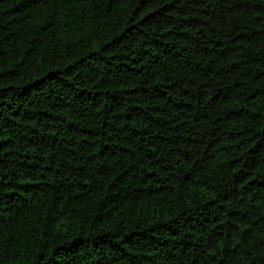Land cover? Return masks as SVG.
Listing matches in <instances>:
<instances>
[{
    "label": "trees",
    "instance_id": "obj_1",
    "mask_svg": "<svg viewBox=\"0 0 264 264\" xmlns=\"http://www.w3.org/2000/svg\"><path fill=\"white\" fill-rule=\"evenodd\" d=\"M0 264H264V0H0Z\"/></svg>",
    "mask_w": 264,
    "mask_h": 264
}]
</instances>
